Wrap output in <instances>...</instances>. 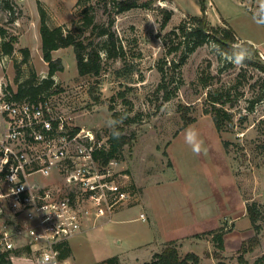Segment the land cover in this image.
I'll return each instance as SVG.
<instances>
[{
  "label": "rangeland",
  "instance_id": "374dc122",
  "mask_svg": "<svg viewBox=\"0 0 264 264\" xmlns=\"http://www.w3.org/2000/svg\"><path fill=\"white\" fill-rule=\"evenodd\" d=\"M117 1L0 0V26L6 29L0 43L16 36L11 53L0 50V86L18 89L34 72H48L40 34L44 8L50 25L73 29L102 54L100 73L80 74L72 45L53 51L64 65L55 77L68 112L101 136L119 123L132 134L118 166L128 172V205L70 238V260L108 264L117 256V264H144L175 237L183 254L196 251L203 264H213L212 258L219 264L237 261L243 246L250 262L264 261V69L258 65L264 63V21L258 15L264 0H138L124 11L116 10ZM163 8L173 10L164 26ZM204 10L212 24L231 26L243 37L234 43L235 53L210 39L173 67L182 49L168 51L177 39L172 30ZM86 13L110 34L94 32ZM161 65L168 70L165 84L177 88L169 99L158 87ZM219 107L229 113L221 129L214 121ZM253 201L259 230L247 211ZM219 227L224 248L213 233H201ZM256 234L260 241L251 247Z\"/></svg>",
  "mask_w": 264,
  "mask_h": 264
},
{
  "label": "built area",
  "instance_id": "2783aa9c",
  "mask_svg": "<svg viewBox=\"0 0 264 264\" xmlns=\"http://www.w3.org/2000/svg\"><path fill=\"white\" fill-rule=\"evenodd\" d=\"M53 77L35 94L0 86V257L14 264H75L63 246L112 218L131 193L121 159L101 155L110 135L73 119Z\"/></svg>",
  "mask_w": 264,
  "mask_h": 264
},
{
  "label": "trees",
  "instance_id": "16d2710c",
  "mask_svg": "<svg viewBox=\"0 0 264 264\" xmlns=\"http://www.w3.org/2000/svg\"><path fill=\"white\" fill-rule=\"evenodd\" d=\"M81 1V0H80ZM138 0H120L115 3L117 11H124L133 6L139 5ZM9 9H13V5L7 1ZM205 9V7H204ZM163 26L166 25L169 19L172 16L173 10L171 8H163ZM41 12V22H40V34H41V44L44 59L49 63V70L47 76L42 79L40 83H36L40 76L37 73H33L26 80H22L17 95H24L26 93L35 94L40 89L50 86L54 82V75L57 70L63 69L64 65L60 62L58 57H55L53 51L61 46L72 45L76 58L77 66L80 74L87 73H100L102 69V54L95 47H91V42H86L82 37L78 36L76 31L71 28L66 29L63 24L50 25L46 17V11L44 8L40 9ZM262 21H264V12L258 14ZM86 22L92 26L94 32H99L103 34H110V29L108 26L94 23L93 16L89 13H86ZM191 21L183 20L173 29L172 32L174 36H177V39H173L172 42H169V52L177 53L182 49V54H180V59H172L173 67L179 65L180 62L184 61L188 52L195 50L199 45L207 42L210 39H213L218 45H220L226 52L230 55L235 53L234 43L240 41L237 33L231 26H222L212 24L207 15L204 13L202 15H193ZM113 21V20H112ZM112 23V22H111ZM0 33L6 37V29L0 26ZM16 36H10L9 39L4 38L0 43V50L2 49L5 53H11L14 50V42ZM246 44L249 45L254 51H257L258 48H254L253 44L247 40H244ZM107 44V50L109 55L112 53L111 47ZM25 56L29 55V48L24 47ZM25 57V59H26ZM258 65L264 69V63L258 62ZM162 77L159 83V88L164 90V98L169 99L176 92L177 88H169L165 84L167 80L168 70L164 65L160 66ZM8 87V86H7ZM9 88H12L9 86ZM97 98V97H96ZM218 100V99H217ZM222 107L216 109L214 113V121L217 129H221L223 126V120L227 116L224 113L229 114L227 111L222 110ZM114 115L116 113L114 112ZM110 138V147L108 150L102 151L101 155L104 160H108L112 157L122 158L121 153L126 143L131 142L132 134L125 132L124 124H116L109 132ZM225 146H228V140L223 141ZM247 211L251 218L252 223H254L257 230L260 229L261 225L257 222L258 219V209L256 208V202L247 204ZM258 232V231H257ZM201 233H213L215 240H217L219 248H224L225 238H224V229L222 227L216 229L203 230ZM195 234H200L195 233ZM258 234L250 238V246L259 243ZM249 247V248H251ZM248 247L243 246V251L238 255L237 261H232L230 264H264L263 257L258 258L254 262H250L244 255V252L247 251ZM71 253L70 243L66 244L62 248L61 255L67 256ZM218 253V252H216ZM218 255V254H217ZM117 256L109 258L107 261L108 264H117ZM1 264H14L11 257L2 255L0 257ZM116 262V263H115ZM200 255L193 250L187 251L185 254H182L179 249V240L170 239L163 243V246L160 250L153 252L150 259L145 260L144 264H199Z\"/></svg>",
  "mask_w": 264,
  "mask_h": 264
},
{
  "label": "crops",
  "instance_id": "0c3cea01",
  "mask_svg": "<svg viewBox=\"0 0 264 264\" xmlns=\"http://www.w3.org/2000/svg\"><path fill=\"white\" fill-rule=\"evenodd\" d=\"M237 35H238V33H237ZM238 37H240L241 39L243 38V37H241L240 35H238ZM143 196H144V191H143ZM123 210V208H121V209H117L116 211H114V212H116V213H120V211H122ZM85 230V229H84ZM83 230V231H84ZM206 230V229H205ZM175 237H172V238H170V239H174ZM70 246H71V244H70ZM154 251H156V250H154ZM154 251H152V254H153V252ZM187 251H190V250H187ZM186 251V252H187ZM181 252V251H180ZM182 253V252H181ZM183 254V253H182ZM185 254V253H184ZM199 255H200V262H199V264H203L205 261L204 260H202L203 258V255H201L200 253H198ZM152 256V255H151ZM212 261H213V264H219L218 262H216V260H215V258H212ZM205 264H208V263H205ZM212 264V263H211Z\"/></svg>",
  "mask_w": 264,
  "mask_h": 264
},
{
  "label": "clouds",
  "instance_id": "9594fccd",
  "mask_svg": "<svg viewBox=\"0 0 264 264\" xmlns=\"http://www.w3.org/2000/svg\"><path fill=\"white\" fill-rule=\"evenodd\" d=\"M48 259H49L48 257L45 258L44 264H47Z\"/></svg>",
  "mask_w": 264,
  "mask_h": 264
}]
</instances>
